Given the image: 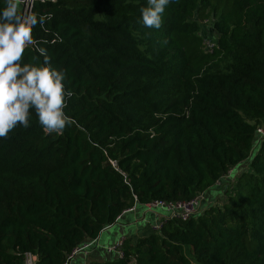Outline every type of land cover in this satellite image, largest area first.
<instances>
[{
  "label": "trees",
  "instance_id": "1",
  "mask_svg": "<svg viewBox=\"0 0 264 264\" xmlns=\"http://www.w3.org/2000/svg\"><path fill=\"white\" fill-rule=\"evenodd\" d=\"M146 6L34 5L44 19L32 36L47 63L66 72L73 123L46 134L33 109L29 127L0 138V264H23L24 253L63 264L134 196L139 205L190 200L245 161L221 206L168 220L159 233L125 241L122 259L93 264H264V139L252 154L264 118V0H229L226 10L170 0L160 29L143 26ZM209 11L212 54L197 20ZM25 63L43 65L45 56L28 47Z\"/></svg>",
  "mask_w": 264,
  "mask_h": 264
},
{
  "label": "clouds",
  "instance_id": "2",
  "mask_svg": "<svg viewBox=\"0 0 264 264\" xmlns=\"http://www.w3.org/2000/svg\"><path fill=\"white\" fill-rule=\"evenodd\" d=\"M169 2L147 0L140 9L143 26L160 29ZM5 5L0 10V138H7L17 125L29 127L33 109L46 134H62L73 123L64 111L73 96L65 90L66 72L47 63L44 48L38 49L45 56L43 65H21L25 49L35 44L32 29L44 18L38 20L27 8V0H5Z\"/></svg>",
  "mask_w": 264,
  "mask_h": 264
},
{
  "label": "built area",
  "instance_id": "3",
  "mask_svg": "<svg viewBox=\"0 0 264 264\" xmlns=\"http://www.w3.org/2000/svg\"><path fill=\"white\" fill-rule=\"evenodd\" d=\"M47 2L55 3L56 0H27V8L33 12V8L35 4H45ZM23 7V6H22ZM200 26V38H201V46L202 50L206 54H212L214 50L217 48V42H216V36L213 32V27L216 21L213 20V15L207 14L205 17L201 19H197ZM56 40H59L57 36H54ZM55 39L52 41L54 42ZM30 48L33 50H36L38 53V48L36 44L30 45ZM40 54V53H39ZM41 55V54H40ZM184 115H188V111L185 110ZM156 118H161L159 115H155ZM262 124L256 128L255 130V136L253 139V148L258 147L263 139H264V118L261 120ZM149 137H153V132L149 131ZM254 150V149H253ZM109 164L117 170L116 163L109 160ZM242 164V163H241ZM239 166V165H238ZM235 167L229 169L218 181L215 182V184L206 191L200 192L196 194L193 198L186 201H174V202H167L162 200H155L151 201L149 203H146L142 205L147 212H154L155 210H163L166 213V216L161 219L159 222L155 223L153 226H151V231L155 233H159L162 229L164 223L168 220H179L182 222H186L192 218H196L199 214H202L204 212L203 205L204 203H210L208 198V192L209 191H216V197H223L225 189L229 187V185H232L235 183L236 179L238 178V174L240 172V167ZM247 166V165H246ZM123 177L125 178L124 174L122 173ZM124 182L127 183L126 179H124ZM135 204L131 207L138 205L136 202V197L134 196ZM130 209V208H129ZM123 211L122 213H124ZM201 212V213H200ZM121 213V214H122ZM120 218V215L116 218L115 222H117ZM114 222V223H115ZM125 240L120 239L117 241V243L111 247H108L107 250L109 252H115L118 256V259L123 258V245ZM89 245H81L79 247H76L66 258V261L63 264H69L71 259L79 252L85 251L88 248ZM37 256L31 253H24L23 255V264H37Z\"/></svg>",
  "mask_w": 264,
  "mask_h": 264
},
{
  "label": "crops",
  "instance_id": "4",
  "mask_svg": "<svg viewBox=\"0 0 264 264\" xmlns=\"http://www.w3.org/2000/svg\"><path fill=\"white\" fill-rule=\"evenodd\" d=\"M245 166L242 163L238 167L243 168ZM216 194L217 192L214 190L209 191L207 200L211 202L215 199ZM221 198H218L216 201H220ZM204 204L207 203L205 202ZM165 216L166 213L163 210H155L150 213L139 204L127 209L120 215L117 222L103 228L96 239L84 241L81 245H89L88 248L85 251L77 253L69 264H93L117 261L119 260L117 254L109 252L107 250L108 247L115 245L120 239L133 243L139 238L153 234L151 226Z\"/></svg>",
  "mask_w": 264,
  "mask_h": 264
},
{
  "label": "rangeland",
  "instance_id": "5",
  "mask_svg": "<svg viewBox=\"0 0 264 264\" xmlns=\"http://www.w3.org/2000/svg\"><path fill=\"white\" fill-rule=\"evenodd\" d=\"M212 1V3L214 4V5H216V6H218L219 7V9L220 10H223V9H228V7H229V0H211ZM213 15V20L214 21H216V17L214 16V14L211 12V11H209V15ZM199 34H200V32H199ZM261 124H262V122H261ZM254 150H252V154L254 153V152H256V150H257V147H254L253 148ZM245 165H247L248 164V161H245V162H243ZM246 167V166H245ZM245 167H243V168H241L240 169V172H239V174L241 173V172H243L244 170H246L247 169V167L245 168ZM245 168V169H244ZM239 174H238V176H239ZM237 176V177H238ZM233 185V184H232ZM232 185H229V189H231V187H232ZM219 197H215V199L214 200H212L210 203H207V204H204L203 205V208L206 210V209H208V208H211V207H219V206H221L222 204H223V202H224V200H225V198H221L220 199V201H216L217 199H218ZM204 210V211H205ZM201 213V212H200ZM188 255V257L189 258H191L190 257V255L189 254H187Z\"/></svg>",
  "mask_w": 264,
  "mask_h": 264
}]
</instances>
